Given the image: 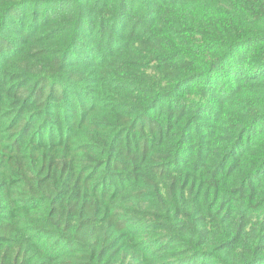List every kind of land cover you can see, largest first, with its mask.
<instances>
[{"label":"trees","instance_id":"obj_1","mask_svg":"<svg viewBox=\"0 0 264 264\" xmlns=\"http://www.w3.org/2000/svg\"><path fill=\"white\" fill-rule=\"evenodd\" d=\"M0 264H264V0H0Z\"/></svg>","mask_w":264,"mask_h":264}]
</instances>
